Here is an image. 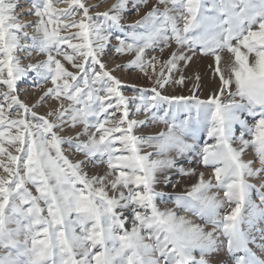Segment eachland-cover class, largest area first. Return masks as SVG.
Instances as JSON below:
<instances>
[{"label": "snow or ice", "instance_id": "snow-or-ice-1", "mask_svg": "<svg viewBox=\"0 0 264 264\" xmlns=\"http://www.w3.org/2000/svg\"><path fill=\"white\" fill-rule=\"evenodd\" d=\"M105 2L18 13L0 0V264H212L225 247L264 264V245L249 247L264 234V0H114L93 14ZM106 50L131 59L109 67ZM197 58L217 81L206 99L201 73L184 75ZM124 69L153 86L125 95ZM33 73L30 105L17 82ZM187 79L190 95L165 94ZM189 182L172 200L159 187Z\"/></svg>", "mask_w": 264, "mask_h": 264}, {"label": "rangeland", "instance_id": "rangeland-1", "mask_svg": "<svg viewBox=\"0 0 264 264\" xmlns=\"http://www.w3.org/2000/svg\"><path fill=\"white\" fill-rule=\"evenodd\" d=\"M112 1L114 2V0H112ZM19 3H21L20 5L22 8L17 9L18 13L21 11H24L25 10L24 7L29 6V0H19ZM87 3L88 4H97V0H87ZM104 4H106V3H104ZM104 4L101 7L95 8L93 10V14L95 13V11H103L106 8L110 7L108 5L105 8ZM60 6L63 7V5H60ZM99 9H103V10H99ZM146 10H147V8H142L139 15H142ZM139 15L134 11H130L127 15V23L133 22L135 19H138ZM26 17L29 18V16H26ZM31 18L33 19V17H31ZM62 34H64V33H62ZM120 35H123V34L120 33ZM113 42H115L114 38H113ZM173 47H174V45H173ZM106 51H107V55L103 59L105 60V62L108 64L109 67H112L114 63H125L126 64L128 62V60L131 59V55L116 56V55H114V53L111 50H106ZM153 55L159 56L161 59H166L167 58V50L162 56L158 50L155 52L149 50L148 56L151 57ZM209 63H211L210 58H197L192 63V65L184 71V75L187 77H191L193 75L194 71H199L201 73V76H202V79L200 82L201 87H200V90L197 92V95L201 99H206L212 93V91L215 89V87L217 86V81H214L212 79V72L208 67ZM66 66L69 68V70L75 71L74 69H71L70 66H68V65H66ZM149 73L151 74V69H149ZM116 75L122 81L125 82L126 87H124L123 92L127 96H132L135 94L134 89L131 87L132 85H138V86L143 87L145 89H150L154 83V79L150 80L143 73L139 72L138 70H134V69H124V70L116 73ZM34 79H35V74L33 73V74L25 77L21 81L17 82L20 99L27 102L30 105L36 103V101L39 99V96L41 94V90L34 87ZM45 87H47V85H45ZM192 87H193V80L187 79L185 81L184 85H182V86L175 85L174 83L169 84L167 89H166L165 94L166 95H171V94L190 95L191 94L190 90L192 89ZM55 103H56L55 101L49 100L45 107H42V108L38 107L36 110L39 113L43 114L47 110L48 106H54ZM165 107H166V105H165ZM181 118H183V113L181 114ZM237 129H238V126H237ZM237 134H238V131H237ZM204 139H206V136H202L201 143H203ZM64 147L66 148L67 145H64ZM10 150H12L14 152L13 149H10ZM66 155H69V158L72 159L70 154L66 153ZM181 163L186 165L188 163V160L184 159L181 161ZM193 166H195V165L193 164ZM86 171H90V173H93V172L97 171V169H93V168H91V166H89V168H87ZM177 179H178V177H177ZM159 187H164L165 191L167 193L166 199L172 200V199H174V194L183 193L186 188L190 187V182L180 185L177 189H172L170 186H159ZM159 187H158V190H159ZM255 198H256L255 194H253V199H255ZM169 206L171 207L172 205L170 204ZM178 214L179 215H185V213H183V212H180ZM188 218L193 219V217L191 215H189ZM195 219H196V222L203 223V221H201L199 218H195ZM130 227H131V225L129 224V228ZM261 228H264V223L261 224ZM195 254H197V253H195Z\"/></svg>", "mask_w": 264, "mask_h": 264}, {"label": "bare ground", "instance_id": "bare-ground-1", "mask_svg": "<svg viewBox=\"0 0 264 264\" xmlns=\"http://www.w3.org/2000/svg\"><path fill=\"white\" fill-rule=\"evenodd\" d=\"M105 8L109 5H111L113 3V1L111 0H106L105 2ZM21 4V3H20ZM22 7H20L21 9ZM24 9L26 10L27 7H24ZM99 10H103V9H99ZM21 19L27 20V19H32L31 17H26V16H22ZM262 224V223H261ZM261 224H258L257 227L261 228ZM262 234L260 231H255L253 232V236L255 237V243L250 244L249 247L252 248V250L254 252L257 253V255H260V246L264 245V239H262ZM194 255H197L198 257V253ZM209 258L212 262V264H234V260L231 254L227 253L226 247L221 250V251H217L215 253L209 254ZM261 258H264V256H262Z\"/></svg>", "mask_w": 264, "mask_h": 264}]
</instances>
